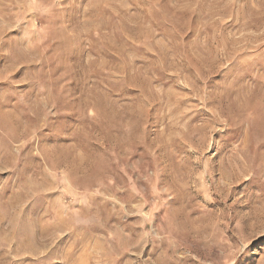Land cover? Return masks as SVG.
<instances>
[{
  "label": "rangeland",
  "instance_id": "rangeland-1",
  "mask_svg": "<svg viewBox=\"0 0 264 264\" xmlns=\"http://www.w3.org/2000/svg\"><path fill=\"white\" fill-rule=\"evenodd\" d=\"M0 49V264H264V0H0Z\"/></svg>",
  "mask_w": 264,
  "mask_h": 264
},
{
  "label": "snow or ice",
  "instance_id": "snow-or-ice-1",
  "mask_svg": "<svg viewBox=\"0 0 264 264\" xmlns=\"http://www.w3.org/2000/svg\"><path fill=\"white\" fill-rule=\"evenodd\" d=\"M5 39L7 40L8 38L6 37ZM3 47L4 48H8L9 45L7 43H5L3 45ZM0 53H2V49H0ZM136 54L137 55H140V56H143V53L142 52H137ZM6 59H7L6 56H4L3 54H0V64H3L6 61ZM148 59H152V58L149 57ZM213 86H214L213 83H210L209 84V88H212ZM3 87H4V85H0V90H2ZM153 111H155V109H153ZM151 134H152V128L150 127L149 128V135H151ZM215 150H216V146H215V144H213L211 150L208 152V155H212V153L215 152ZM2 178L3 177H0V179H2ZM249 183H251V181H249ZM241 187L243 188V185ZM119 264H123V260H121L119 262ZM135 264H140V261L139 260H136Z\"/></svg>",
  "mask_w": 264,
  "mask_h": 264
}]
</instances>
